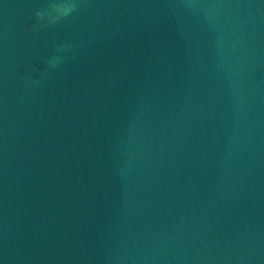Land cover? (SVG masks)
<instances>
[{"label":"water","instance_id":"obj_1","mask_svg":"<svg viewBox=\"0 0 264 264\" xmlns=\"http://www.w3.org/2000/svg\"><path fill=\"white\" fill-rule=\"evenodd\" d=\"M0 264H264V0H0Z\"/></svg>","mask_w":264,"mask_h":264}]
</instances>
